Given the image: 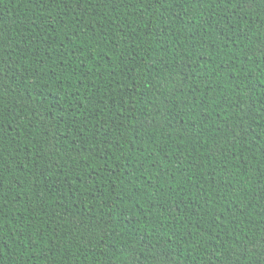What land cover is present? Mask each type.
Instances as JSON below:
<instances>
[{"label":"trees","instance_id":"16d2710c","mask_svg":"<svg viewBox=\"0 0 264 264\" xmlns=\"http://www.w3.org/2000/svg\"><path fill=\"white\" fill-rule=\"evenodd\" d=\"M0 264H264V0H0Z\"/></svg>","mask_w":264,"mask_h":264}]
</instances>
